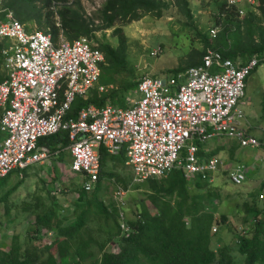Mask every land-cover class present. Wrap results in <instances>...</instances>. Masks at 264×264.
Returning a JSON list of instances; mask_svg holds the SVG:
<instances>
[{"label": "built area", "instance_id": "2783aa9c", "mask_svg": "<svg viewBox=\"0 0 264 264\" xmlns=\"http://www.w3.org/2000/svg\"><path fill=\"white\" fill-rule=\"evenodd\" d=\"M220 1L226 3V9H235L239 17L258 11V0ZM225 15L219 10V17ZM57 25L61 26L60 20ZM221 27L222 23H215L210 36L217 37ZM0 39L7 41L1 49L6 78L0 83V132L4 133L0 140V178L14 170L23 177V170L29 166L58 156L62 149L40 139L60 131L69 133L65 150L71 155L70 171L82 177L80 188L89 193L96 190L101 178V146L111 156L125 151V165L133 170L132 183L181 169L187 178L197 176L211 184L215 175L225 170L221 169L223 160L202 155L200 144L227 138L243 147L261 146L260 139L249 132L240 103L246 95L247 78L264 64V54L243 62L208 47L202 62L184 72L141 77L126 96L128 106L89 104L74 116L70 111L77 97L86 98L94 87L103 93L115 88L114 84H100L105 53L98 44L86 36L68 40L63 31L57 41L49 32L29 31L3 0ZM162 52L159 45L150 55ZM248 172L241 162L229 167L227 175L240 185ZM112 180L120 225L129 235L124 209L129 190ZM68 190L57 185L51 193L58 196ZM258 199L264 203V191ZM246 230L241 227L242 232Z\"/></svg>", "mask_w": 264, "mask_h": 264}, {"label": "trees", "instance_id": "16d2710c", "mask_svg": "<svg viewBox=\"0 0 264 264\" xmlns=\"http://www.w3.org/2000/svg\"><path fill=\"white\" fill-rule=\"evenodd\" d=\"M172 2L189 18L192 17L191 0ZM214 2L218 3L220 12L226 13L224 17L218 16L217 23H222L224 29L215 37L218 40L216 49L226 58L241 59L243 62L252 56L263 55L264 0H258V11H248L243 17H239L235 9H226L224 1ZM4 3L15 11L29 31L34 29L31 24L37 23L40 30L51 33L54 41L58 40L61 31L68 40L86 36L96 41L105 53L100 84H114L115 88L103 93L94 87L86 98L77 97L70 111L74 116H78L79 111L89 104L102 107L111 102L128 106L126 96L137 87L139 79L116 83V75L128 67V37L118 23L139 20L146 13L161 17L167 6L163 0H105L94 14L88 15L82 0H4ZM56 15L61 26L57 25ZM109 29H113V35L117 36L118 44L115 46L98 40L97 32ZM5 45L7 41L0 39V57ZM203 55L204 52L198 53L199 61L192 66L200 63ZM176 71L180 72L179 69ZM5 78L6 72L0 67V83ZM261 103L264 111V93ZM259 139L264 142V138ZM40 142L62 149L59 158H63L68 153L65 147L70 143L69 133L60 131L41 138ZM100 153L102 169L96 190L89 193L79 188L77 209L83 208L80 214L69 221L72 217L59 211L58 199L51 196V192V205H47L46 209L41 207L45 203L38 199L33 210L32 233L29 227L24 243L17 234L13 235L11 244L0 243V264H264L262 206L255 201L245 204L247 214L243 220L248 230H235L236 245L233 249L237 253L233 254L229 245L216 248L213 241L219 233L213 227L217 222L227 224V215L222 214L218 218L214 209L209 207L216 195L210 191L211 183L201 178L189 180L181 169H173L160 178L147 179L144 183L146 198L133 210L140 217L127 220L130 233L126 235L114 201L109 205L100 200L102 178L106 174L114 176V173H109L110 169L106 172L111 167H107L108 162L125 164V151L118 156H110L101 146ZM141 186L143 184L136 185L137 188ZM206 187H209L207 192ZM258 193L254 194V198H258ZM11 194L9 190L6 198ZM28 207H32L31 204L24 211H28ZM6 209L10 218L9 205ZM229 227L231 229L230 224ZM45 230L55 233V238L50 244L37 247L34 239H43ZM217 240H220L219 236ZM113 241L117 248L109 249Z\"/></svg>", "mask_w": 264, "mask_h": 264}, {"label": "rangeland", "instance_id": "374dc122", "mask_svg": "<svg viewBox=\"0 0 264 264\" xmlns=\"http://www.w3.org/2000/svg\"><path fill=\"white\" fill-rule=\"evenodd\" d=\"M82 1L87 14L92 15L105 0ZM163 1L167 3V6L161 17L146 13L139 20L118 23L122 25L128 37V67L127 70L116 75L117 84L134 82L145 75L169 77L177 74V69L184 72L197 60L199 61L198 53H205L204 50L208 47H218L217 38L213 39L210 36V29L218 20L219 9L215 0H191V18L172 0ZM56 20L59 21L57 15ZM31 26L39 29L37 23ZM222 28L224 29L223 25L219 34L223 31ZM97 36L99 41L110 42L114 46L118 44L117 36L113 35V29L99 31ZM159 45L163 47V52L159 56H151L150 52ZM263 90L264 64L258 66L248 77L246 95L240 103L248 115V125L255 126L253 131L251 130L252 133L258 138H264V112L261 104ZM3 137L4 133L0 132V140ZM231 146L232 150H230ZM201 149L204 151L203 155L216 154L223 160L221 169L225 170L217 173L211 184L210 191H214L216 195L212 198L213 203L209 207L214 209L218 218L222 214L227 215L228 222L227 224L215 223L216 227L218 225L217 232L220 240L216 241L218 236L217 238L215 236L213 243L216 248L223 244L229 245L232 253L235 254L237 253L234 250L235 230L241 231V227H247L243 220L247 214L245 204L254 201L261 204L258 199L254 198V194L264 189V142L261 141V146L253 148L240 146L234 139L213 138L201 144ZM70 160L71 157L67 153L63 158L53 157L45 164L35 163L29 166L23 170V177L20 176L18 170H14L7 179L0 178V243L2 245L11 244L15 234L19 235L23 243L25 242L28 230L31 228V233L33 231V210L37 200L44 202L45 206L41 207L46 209L47 205H51L53 193L50 196V192L57 185L69 189L56 196L59 211L72 217L69 221L80 214L83 208L77 209L79 205L76 192L79 193L82 177L70 171ZM241 162L247 165L250 174L242 184L235 185L228 178V168ZM107 167L106 172L110 169L109 173H114V176L106 174L102 178L103 189L100 200L111 205L110 203L114 201L115 184L112 178L120 183L124 181L123 183L129 190L125 197V213L128 220L139 219V214H135L133 210L142 199L146 198V184L144 183L147 180L132 183L133 170L124 163L113 164L109 161ZM55 175L57 178H54ZM196 178L199 179L197 176H192L189 180ZM138 184H143V186L137 188ZM208 189L209 187H206L205 192ZM9 190L12 194L6 198ZM29 204L32 207L24 211ZM7 205H9L11 219L6 213ZM90 225L96 227L93 222H90ZM44 233L43 239H34L37 247L50 244L55 238V233H48L46 230ZM108 247L109 249L117 248V244L113 241Z\"/></svg>", "mask_w": 264, "mask_h": 264}, {"label": "crops", "instance_id": "0c3cea01", "mask_svg": "<svg viewBox=\"0 0 264 264\" xmlns=\"http://www.w3.org/2000/svg\"><path fill=\"white\" fill-rule=\"evenodd\" d=\"M205 52H206V50H205ZM205 54V53H204ZM203 58V57H202ZM0 61H1V57H0ZM201 62H202V60H201ZM200 62V63H201ZM200 63H198V64H200ZM197 65V64H196ZM194 66V65H193ZM0 67H2L1 66V63H0ZM191 67V66H190ZM3 68V67H2ZM263 93H264V90H263ZM263 93H262V95H263ZM261 101H262V96H261ZM262 104V103H261ZM263 108V107H262ZM264 112V111H263ZM248 116V115H247ZM247 124H248V120H247ZM252 125V124H251ZM249 126V125H248ZM255 128V126L254 125H252L251 127L249 126V132H251L252 133V131H253V129ZM252 130V131H251ZM260 138V137H259ZM237 142V141H236ZM238 143V142H237ZM239 144V143H238ZM232 145V144H231ZM204 146L202 145V148H203ZM233 149V147L231 146L230 147V150H232ZM67 152H68V154L70 155V153H69V151L68 150H66ZM201 152L202 153H204V151H202L201 150ZM206 153V152H205ZM207 154V153H206ZM208 155H210V156H212V155H215V156H217L216 154H208ZM208 155H206V156H208ZM111 156V155H110ZM56 157H58L59 158V155L58 156H56ZM70 157H71V155H70ZM71 161V160H70ZM118 162V164H122L120 161H117ZM70 164V163H69ZM249 172H248V177H249ZM261 191H264V190H261ZM260 191V192H261ZM259 192V193H260ZM259 193H258V196H259ZM258 199V198H257ZM258 201L261 203L260 205L262 206V210L264 209V203L263 202H261L259 199H258Z\"/></svg>", "mask_w": 264, "mask_h": 264}]
</instances>
